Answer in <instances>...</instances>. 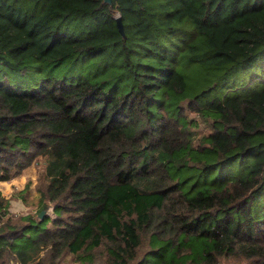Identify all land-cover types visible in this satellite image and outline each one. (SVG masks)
I'll use <instances>...</instances> for the list:
<instances>
[{
    "label": "trees",
    "instance_id": "trees-1",
    "mask_svg": "<svg viewBox=\"0 0 264 264\" xmlns=\"http://www.w3.org/2000/svg\"><path fill=\"white\" fill-rule=\"evenodd\" d=\"M33 165L0 264H264V0H0V181Z\"/></svg>",
    "mask_w": 264,
    "mask_h": 264
},
{
    "label": "rangeland",
    "instance_id": "rangeland-1",
    "mask_svg": "<svg viewBox=\"0 0 264 264\" xmlns=\"http://www.w3.org/2000/svg\"><path fill=\"white\" fill-rule=\"evenodd\" d=\"M65 68H67L66 65L63 66V69ZM191 117L196 124V127H192L196 137L205 133L207 129L198 120V114H192ZM41 172L42 167L40 165H33L23 171L18 177L8 181H0V193L5 198L9 199L8 211L12 216L18 217L26 214L35 215L36 210L39 208V194L36 191V185L39 182L38 180ZM48 212L51 213V209H48ZM63 264L79 263L72 260L70 256H66L63 258Z\"/></svg>",
    "mask_w": 264,
    "mask_h": 264
},
{
    "label": "water",
    "instance_id": "water-1",
    "mask_svg": "<svg viewBox=\"0 0 264 264\" xmlns=\"http://www.w3.org/2000/svg\"><path fill=\"white\" fill-rule=\"evenodd\" d=\"M104 2L110 4L111 3V0H104ZM115 22H116V26H117V29H118L119 33H121L122 35H124L123 25H122V21H121L120 16H118V17L115 18ZM43 215H44V211H41L39 213V216L38 217L39 218H42Z\"/></svg>",
    "mask_w": 264,
    "mask_h": 264
}]
</instances>
